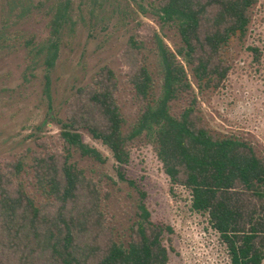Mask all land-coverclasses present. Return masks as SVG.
I'll list each match as a JSON object with an SVG mask.
<instances>
[{
	"label": "rangeland",
	"instance_id": "374dc122",
	"mask_svg": "<svg viewBox=\"0 0 264 264\" xmlns=\"http://www.w3.org/2000/svg\"><path fill=\"white\" fill-rule=\"evenodd\" d=\"M158 4V0H0V169L4 174L13 173L19 160L31 164L36 155H55L62 162V124L71 119L78 126L89 116L102 123L90 106V93L98 81L108 84L107 70L114 75L116 102L125 120L123 134L127 138L133 134L143 103L130 83L131 75L146 65L158 97L162 69L154 35L173 51L181 45L176 26L160 20ZM249 13L246 35L232 38L223 52L226 78L218 87L199 89L187 66L192 89L170 105L172 113L180 115L193 104L210 133L242 141L264 159V0H256ZM254 47L262 51L259 62L251 51ZM78 132L97 156L72 152L70 163L83 172L85 183L67 213L75 210L76 216L94 203L101 215L100 226L91 218L78 226L82 248L88 240L96 243L95 237L98 245L104 246L110 237L127 245L143 203L153 223L172 229L163 238L169 264H231L209 216L192 209L190 190L172 183L146 133L132 139L130 159L120 166L87 129L79 126ZM12 182V188L21 184L35 199L42 211L40 221L51 228L58 205L37 190L28 165ZM93 190L98 201L92 200ZM0 256L5 264H52L35 239L15 235L2 219Z\"/></svg>",
	"mask_w": 264,
	"mask_h": 264
},
{
	"label": "trees",
	"instance_id": "16d2710c",
	"mask_svg": "<svg viewBox=\"0 0 264 264\" xmlns=\"http://www.w3.org/2000/svg\"><path fill=\"white\" fill-rule=\"evenodd\" d=\"M160 20L173 23L181 45L171 50L155 36L154 44L162 71L161 92H152L153 80L146 65L140 66L130 77L143 110L133 134H123L125 120L117 105L113 73L107 70L108 84L100 80L91 91L90 106L97 120L82 118V128L101 141L122 166L130 159L129 143L142 133L153 140L156 154L165 173L175 185L191 192L192 209L205 213L213 229L227 246L231 264H262L264 261V159L254 149L237 139L219 137L202 126L193 104L180 115L171 111V103L189 91L186 67H191L199 89L215 86L226 78L223 52L232 38L246 35L251 21L250 9L256 0H158ZM139 49L137 45H133ZM260 61L262 51L251 49ZM51 63V62H50ZM77 120L62 124L61 139L65 155L58 162L55 155L32 157L13 165L14 172L4 174L0 169V219L15 235L33 238L49 256L52 264H169V249L164 244L169 227L151 221L145 204L138 206V219L130 231L127 245L110 237L98 245L88 240L83 248L77 228L88 218L100 226L99 205H93L74 216L68 204L75 203L84 175L70 163L72 152L83 155L97 152L82 141ZM33 171L35 187L58 205L57 220L51 228L40 221L41 208L19 184L12 188V178ZM123 178V176H120ZM89 188V186H88ZM90 189V188H89ZM92 200L97 192H90ZM145 195L142 194V197ZM100 217V218H99ZM82 218V219H81ZM15 222H18L15 223ZM0 264H5L0 256Z\"/></svg>",
	"mask_w": 264,
	"mask_h": 264
}]
</instances>
